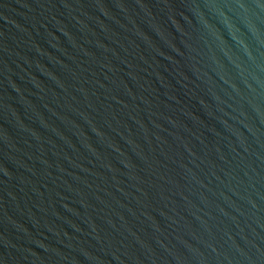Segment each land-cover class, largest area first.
<instances>
[{"label":"water","instance_id":"obj_1","mask_svg":"<svg viewBox=\"0 0 264 264\" xmlns=\"http://www.w3.org/2000/svg\"><path fill=\"white\" fill-rule=\"evenodd\" d=\"M0 264H264V0H0Z\"/></svg>","mask_w":264,"mask_h":264}]
</instances>
